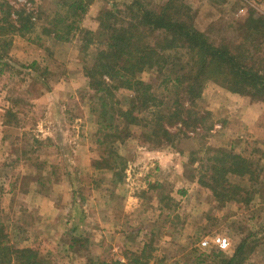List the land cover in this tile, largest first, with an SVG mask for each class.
<instances>
[{"label":"rangeland","instance_id":"obj_1","mask_svg":"<svg viewBox=\"0 0 264 264\" xmlns=\"http://www.w3.org/2000/svg\"><path fill=\"white\" fill-rule=\"evenodd\" d=\"M58 1L0 0V27L7 24H2L6 9L8 23L16 25L23 15L33 24L24 37L4 36L10 41L7 57L0 31V122L20 129V136L2 132L8 138L0 143L6 245L34 250L40 264H132L138 258L139 264H209L213 255L230 257L247 240L251 251L244 264H264V102L207 83L193 108L198 123L173 129L174 143L152 147L135 131L118 146L124 169L117 182L96 165L105 157L104 146L85 69L97 46L84 53L80 35L55 44L42 34L48 21L63 15ZM142 1L151 6L166 0ZM132 2L95 0L80 26L95 31L102 8L122 11ZM183 2L195 13L196 28L214 41L233 39L238 23L264 16V0ZM33 60L38 70L24 68ZM166 77V71L150 69L139 79L168 106ZM215 149L258 162L261 171L248 204H220L197 184V163L188 162ZM14 259L0 258V264H17Z\"/></svg>","mask_w":264,"mask_h":264},{"label":"trees","instance_id":"obj_2","mask_svg":"<svg viewBox=\"0 0 264 264\" xmlns=\"http://www.w3.org/2000/svg\"><path fill=\"white\" fill-rule=\"evenodd\" d=\"M94 1H58L56 5L63 15L56 14L48 21V29L43 28L42 34L55 44L80 35L79 50L84 53L91 45L97 46L92 65L85 69L95 98L92 111L100 127L99 141L104 146L105 157L96 165L117 182H121L124 169L118 146L132 138L135 131L138 139L152 147L174 143L177 135L173 129L180 125L187 130L198 123L193 108L207 83L264 102V16H250L238 23L233 39L214 41L196 28L195 13L183 0L160 1L151 6L133 0L122 11L102 8L96 18L97 29L84 30L80 22ZM2 15V24L7 23L0 27L3 57L8 56L10 47L4 36L17 33L24 37L30 34L33 24L22 14L16 25L8 23L7 9ZM5 66L2 64V69ZM24 68L36 71L39 62L33 60ZM150 69L167 72L168 106L157 101L152 87L139 79L143 71ZM120 92L130 95L119 96ZM195 165L197 184L218 203L246 205L252 201L251 186L257 183L261 171L258 162L215 149L204 159H192L187 164ZM5 240L0 226L1 261L11 262L14 257L17 264H40L34 250L10 248ZM250 251L249 242L243 240L230 257L217 253L209 264H244Z\"/></svg>","mask_w":264,"mask_h":264},{"label":"crops","instance_id":"obj_3","mask_svg":"<svg viewBox=\"0 0 264 264\" xmlns=\"http://www.w3.org/2000/svg\"><path fill=\"white\" fill-rule=\"evenodd\" d=\"M19 42V41H18ZM81 81V80H80ZM8 95H7V92H5V91H3L2 92V98H8L7 97ZM61 96V97H60ZM54 98H61V100H63V94L61 93V95H60V93H55V95H54ZM50 100H52V98L50 99ZM2 126V127H1ZM6 130H9L10 132L12 131V130H15L16 132L18 131H20V129H14V126H10V125H8V124H5V123H2V122H0V143L2 142V139H6V138H8V137H2V132H7ZM18 135L20 136V132L18 133ZM17 139V138H16ZM5 142V141H4ZM5 144H6V142H5ZM53 220V219H52Z\"/></svg>","mask_w":264,"mask_h":264}]
</instances>
